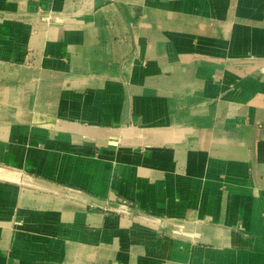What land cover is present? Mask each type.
Returning <instances> with one entry per match:
<instances>
[{"label": "crops", "instance_id": "1", "mask_svg": "<svg viewBox=\"0 0 264 264\" xmlns=\"http://www.w3.org/2000/svg\"><path fill=\"white\" fill-rule=\"evenodd\" d=\"M0 264H264V0H0Z\"/></svg>", "mask_w": 264, "mask_h": 264}]
</instances>
